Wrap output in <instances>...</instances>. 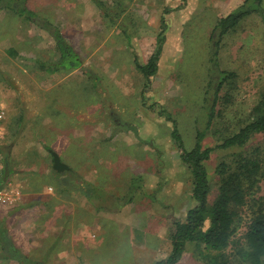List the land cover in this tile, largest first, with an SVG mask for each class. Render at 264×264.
I'll list each match as a JSON object with an SVG mask.
<instances>
[{"label":"rangeland","instance_id":"1","mask_svg":"<svg viewBox=\"0 0 264 264\" xmlns=\"http://www.w3.org/2000/svg\"><path fill=\"white\" fill-rule=\"evenodd\" d=\"M102 1L108 16L90 0H26L82 60L80 68L54 74L35 64L56 58L50 35L0 11V163L9 170L0 181L12 191L0 202V250L3 245L9 254L0 264H154L170 251L174 219L183 220L195 204L189 170L171 137L174 126L185 149L193 147L196 130L204 132L202 146L212 148L205 162L209 203L217 194V164L264 151L260 134L243 147H215L248 121L264 95L260 14L225 34L214 59L213 27L239 0ZM162 16L165 41L145 86L134 59L144 64L154 51ZM222 73L234 76L223 83L207 128ZM51 152L69 168L61 172L68 173L66 192L57 193L50 177ZM85 181L98 190L89 199L81 190ZM260 203L264 176L236 208L227 264H248L240 251L248 250L245 233ZM216 254L187 244L177 264H211Z\"/></svg>","mask_w":264,"mask_h":264},{"label":"trees","instance_id":"2","mask_svg":"<svg viewBox=\"0 0 264 264\" xmlns=\"http://www.w3.org/2000/svg\"><path fill=\"white\" fill-rule=\"evenodd\" d=\"M90 1L105 16H108V9L104 1ZM261 2L262 0H243L233 11L218 19L211 34V38L214 40V59H216L221 38L234 30L245 17L258 13L264 18V12L260 10ZM0 11H8L23 21L37 25L53 39L57 53L56 58L52 60H35L37 68L46 73L54 74L70 72L82 66L79 54L66 40L60 29L48 19L42 18L41 15L30 9L26 0H0ZM159 27L155 49L148 60L144 64H140L138 60L134 59V66L145 80V86L148 85L150 77L157 72L162 45L165 41L166 25L163 16L160 19ZM8 52L11 55H17L14 49H9ZM233 76V73H222L219 82L214 87V97L211 100L207 114V128L214 117V106L218 93L223 83ZM149 108L155 110L153 105H150ZM157 113L162 117L164 110L160 109ZM165 118L172 121L174 126L175 122L169 115ZM258 134L264 136V95L253 107L248 121L215 147L221 149L243 147L250 138ZM171 137L178 150H180V160L189 170L190 194L195 204L186 211L183 220L174 219L168 233L170 251L165 258L156 261L154 264H177L185 252L187 244L201 245L205 251H216V256L211 258V264H227L228 256L224 253V250L230 245L236 229L238 216L236 208L244 204L249 188L260 177L264 176V151H255L250 155L238 153L233 156L230 163L222 161L217 164L215 167V173L219 176L217 194L214 200L209 203L210 185L205 162L209 159L212 148L202 146L204 132L196 130L194 145L189 150L184 148L181 136L175 126L172 129ZM53 172L54 175L50 177L54 179V183L57 184L58 182L56 192L60 193L69 190L71 186L67 185L68 179H65L68 173ZM61 183L65 184V186ZM81 190L88 199L91 196H95L98 191L95 186L89 185L86 181L85 186H82ZM245 243L248 250L245 252L244 250L240 251V254L245 255L244 260L248 264H264V204L260 203L251 216L245 233ZM7 258H9V254L2 245L0 261L4 263Z\"/></svg>","mask_w":264,"mask_h":264},{"label":"built area","instance_id":"3","mask_svg":"<svg viewBox=\"0 0 264 264\" xmlns=\"http://www.w3.org/2000/svg\"><path fill=\"white\" fill-rule=\"evenodd\" d=\"M1 92H0V140L3 138V135H4V129H3V126H2V121L4 120L5 118V107H4V104L1 100ZM3 180V169H2V166H1V163H0V180ZM5 181V180H3ZM11 192L10 189L5 185L3 186L1 184V181H0V202H5L7 200L10 199L11 197Z\"/></svg>","mask_w":264,"mask_h":264},{"label":"water","instance_id":"4","mask_svg":"<svg viewBox=\"0 0 264 264\" xmlns=\"http://www.w3.org/2000/svg\"><path fill=\"white\" fill-rule=\"evenodd\" d=\"M52 154V168L56 171V172H63L65 170H68L69 168L60 161L58 155L55 152H51ZM9 174V170L8 167L5 166L4 170H3V180H6L7 176Z\"/></svg>","mask_w":264,"mask_h":264},{"label":"crops","instance_id":"5","mask_svg":"<svg viewBox=\"0 0 264 264\" xmlns=\"http://www.w3.org/2000/svg\"><path fill=\"white\" fill-rule=\"evenodd\" d=\"M242 1H243V0H239V2H238L237 4H241ZM65 171H67V170H65Z\"/></svg>","mask_w":264,"mask_h":264},{"label":"flooded vegetation","instance_id":"6","mask_svg":"<svg viewBox=\"0 0 264 264\" xmlns=\"http://www.w3.org/2000/svg\"><path fill=\"white\" fill-rule=\"evenodd\" d=\"M1 166H2V169H3V165L1 164ZM6 166V165H5ZM5 168V167H4ZM4 170V169H3Z\"/></svg>","mask_w":264,"mask_h":264}]
</instances>
